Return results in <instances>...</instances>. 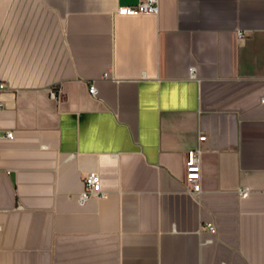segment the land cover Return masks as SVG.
I'll use <instances>...</instances> for the list:
<instances>
[{"label":"crops","instance_id":"crops-1","mask_svg":"<svg viewBox=\"0 0 264 264\" xmlns=\"http://www.w3.org/2000/svg\"><path fill=\"white\" fill-rule=\"evenodd\" d=\"M139 1L0 0V264H264V0Z\"/></svg>","mask_w":264,"mask_h":264},{"label":"built area","instance_id":"built-area-1","mask_svg":"<svg viewBox=\"0 0 264 264\" xmlns=\"http://www.w3.org/2000/svg\"><path fill=\"white\" fill-rule=\"evenodd\" d=\"M159 4L160 0H140L137 4L131 6H121L118 10L119 13L125 15H141V14H159ZM243 34L239 33V37ZM7 88L5 83H0V90ZM89 92L92 95L97 93V88L95 83L90 84ZM54 95V93H52ZM8 138H14V132L9 131L7 133ZM207 140L206 134H201L199 136L200 144L193 149L187 151L185 160V183L189 186L193 192L200 193L202 190L201 178H202V154L204 152L203 144ZM84 190L80 194V200L95 196L98 194L96 191L97 187L101 183V177L98 172H89L84 177ZM242 196L248 195V189L243 188L240 191ZM208 227L211 231H215L213 224L209 223Z\"/></svg>","mask_w":264,"mask_h":264}]
</instances>
